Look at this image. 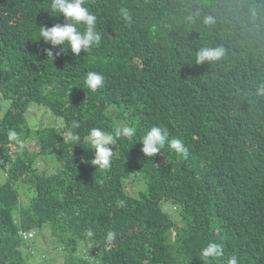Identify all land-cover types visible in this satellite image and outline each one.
<instances>
[{"label": "trees", "instance_id": "16d2710c", "mask_svg": "<svg viewBox=\"0 0 264 264\" xmlns=\"http://www.w3.org/2000/svg\"><path fill=\"white\" fill-rule=\"evenodd\" d=\"M51 3L0 0V100L8 102L0 118V264H26L34 254L18 230L35 238L48 228L65 253L61 264H226L233 254L239 264H264V96L255 94L264 83V0H86L100 44L78 56L52 49V60L39 26L67 20ZM207 15L211 27L202 23ZM214 45L225 58L196 64L195 51ZM90 71L104 75L103 88H88ZM31 104L60 121L31 130ZM124 123L136 135L116 138L110 169L92 165L90 130L115 135ZM153 126L181 139L187 155L166 142L146 157L141 142ZM49 156L52 173L37 166ZM135 179L145 188L133 195L126 184ZM19 186L30 194L25 206ZM164 203L178 210L180 227ZM213 242L224 256L205 261L201 249Z\"/></svg>", "mask_w": 264, "mask_h": 264}, {"label": "clouds", "instance_id": "9594fccd", "mask_svg": "<svg viewBox=\"0 0 264 264\" xmlns=\"http://www.w3.org/2000/svg\"><path fill=\"white\" fill-rule=\"evenodd\" d=\"M86 0H52L51 8L56 14H62L67 22L63 24H55L51 27H40V38L45 43L51 45V48L45 49L47 57L54 58L52 49H59L61 52L70 49L75 55H79L83 50L85 53L98 46L102 36L97 29V16L93 14L88 7L85 6ZM121 16L126 23H130L132 16L127 8L120 9ZM55 14V15H56ZM189 22H194V18L187 17ZM202 23L211 27L214 24V18L211 15L204 16ZM82 26V27H78ZM67 45V47H63ZM59 52L55 53L58 55ZM226 56V50L223 46H202L195 51L196 64H216L221 62ZM85 83L92 91H96L104 87L105 77L102 73L90 71L87 73ZM257 96H264V83H260L255 90ZM74 127L78 124L73 122ZM36 129V128H35ZM9 139L16 141L18 134L15 131H9ZM136 135V129L127 123L121 124L117 128L115 135L106 132L100 128H92L88 135V142L94 150V157L91 160L92 165L99 167L101 170H108L111 167L115 151L110 145H115L117 137L132 138ZM69 140L73 145L79 144L81 137L79 135H70ZM166 142L170 143V147L180 156L187 155V148L181 139L173 138L169 141V132L165 128L153 126L148 130L142 138L141 151L146 157H154L160 153ZM5 168L7 165L4 164ZM20 240L31 242L34 239L33 231L18 230ZM85 235L89 238L95 233L88 229ZM115 231L107 232L106 239L113 242L116 239ZM201 256L205 261L224 256V248L219 243H208L201 249ZM226 264H239L238 256L231 255Z\"/></svg>", "mask_w": 264, "mask_h": 264}, {"label": "rangeland", "instance_id": "374dc122", "mask_svg": "<svg viewBox=\"0 0 264 264\" xmlns=\"http://www.w3.org/2000/svg\"><path fill=\"white\" fill-rule=\"evenodd\" d=\"M8 107V102L1 98L0 100V118L3 116L6 108ZM27 124L31 130L35 128H42L51 125H57L58 118H56L52 113L44 106L38 104H31L27 113ZM34 140H31L29 143L30 149L33 148ZM111 146V145H110ZM109 146V147H110ZM40 169L46 168V173H52L53 167L55 166V162L49 157H44L39 160L37 165ZM5 169L0 165V184L5 181ZM127 190L130 193L137 194L139 190H144L145 185L143 183H139L138 179H135L133 182H127ZM20 194V202L22 205H27L30 200V194L21 186L18 187ZM32 197V194H31ZM165 204V203H164ZM165 211L169 215V217L173 220L176 227H180V215L178 210L169 204H165ZM49 229V228H48ZM48 229H44V231L38 234L33 239L34 246V254L32 256H28L25 260L26 264H61L63 260V256L65 253L63 251L57 252L55 251L56 243L51 238L50 232ZM172 236V234H171ZM30 243V242H29ZM82 253V252H81Z\"/></svg>", "mask_w": 264, "mask_h": 264}]
</instances>
